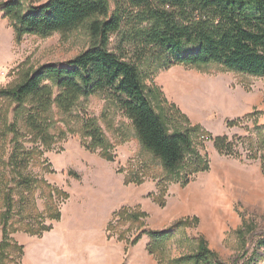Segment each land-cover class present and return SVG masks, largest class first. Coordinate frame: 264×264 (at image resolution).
<instances>
[{
  "label": "rangeland",
  "instance_id": "374dc122",
  "mask_svg": "<svg viewBox=\"0 0 264 264\" xmlns=\"http://www.w3.org/2000/svg\"><path fill=\"white\" fill-rule=\"evenodd\" d=\"M8 1L0 0V91L19 86L40 66L64 64L90 48L89 22L67 34L25 35L17 40L2 9ZM21 1L29 9L48 0ZM109 1L113 14L124 0ZM129 30L125 21L121 32L112 36L110 49L117 52L122 46L132 59L135 46L123 41ZM140 70L150 101L171 132L184 131L188 126L186 117L189 124L202 126L212 137L227 136L234 155H220L213 142L203 138L205 134L197 133L196 148L207 158L210 168L189 176L190 183L184 187L187 174L182 173L180 180H170L161 162L143 147L131 121L106 94L82 98L69 116L53 107L51 143L46 146L35 142L19 124V145L42 152L27 173L47 181L68 198L53 192L50 200L38 189V212L30 210L29 205L25 211L17 206L10 222L14 227L20 228V221L26 225L29 218L33 223L40 216L36 226L51 229L39 236L23 230L11 233L10 239L21 251L9 255L11 261L0 260V264H159V256L148 251V231L171 233L166 262L195 254L200 239H204L224 264H264V248L259 244L264 239V77L229 71L217 64L164 68L149 57ZM15 108L10 101H0V160L7 161L13 147L14 135L9 133L6 139L4 134L5 127L14 122ZM85 117L97 119L105 147L88 150L91 140L83 135ZM228 122L234 126L229 127ZM102 149H109L113 160L104 159ZM107 170L132 194L131 203L116 212L122 208L143 211L147 218L142 222L121 223L114 218L115 212L104 228L107 215L102 212L111 199L108 193L112 195L115 188L112 185L109 189L113 178ZM12 176L0 161V191L5 185H13ZM135 178L142 183H126ZM100 184H106L107 190H99ZM160 194L164 207L154 200ZM14 198L20 199L17 193ZM7 207L1 193L0 242ZM55 210L60 211V220L52 218ZM187 219L190 223L186 227ZM110 223L112 231L108 232ZM242 227L247 228L245 243L236 234ZM137 238L139 242L132 245Z\"/></svg>",
  "mask_w": 264,
  "mask_h": 264
},
{
  "label": "trees",
  "instance_id": "16d2710c",
  "mask_svg": "<svg viewBox=\"0 0 264 264\" xmlns=\"http://www.w3.org/2000/svg\"><path fill=\"white\" fill-rule=\"evenodd\" d=\"M2 6L17 40L25 35L67 34L89 22L92 42L90 48L66 63L40 66L19 86L0 91V101L16 104L14 122L5 127L4 134L6 139L9 133L14 135L13 147L7 161L0 160L5 170L13 175V185H5L0 191L8 206L3 214L0 260L21 251L10 239L11 233L23 230L39 236L51 229L36 226L40 216H36L33 223L29 218L26 225L22 226L20 221L21 227H14L10 222L17 206L25 211L29 205L30 210L33 208L34 213L38 212L35 203L38 189H42L43 196L50 200L53 192L68 198V194L55 190L47 181L27 173L28 167L42 152L19 145L22 136L19 124H23L35 142L46 146L51 143L53 107L69 116L82 98L106 94L131 121L143 147L161 162L170 180H180L182 173L187 174L182 183L184 187L190 183L189 176L210 168L207 158L196 148L197 133L205 134L203 138L212 141L220 155H234V147L227 136L212 137L202 126L189 124L186 117V129L171 132L150 101L140 65L149 57L164 68L217 64L229 71L264 77V0H124L119 2L113 14L109 0H48L29 9L24 8L21 0H11ZM125 21L130 30L123 41L135 46L132 59L122 46L117 52L110 49L112 36L121 32ZM82 120L83 135L91 140L88 150L93 152L96 147H105L106 139L97 119L85 117ZM228 126H234L233 122H228ZM102 150L104 159L113 160L109 149ZM132 181L142 183L138 178L126 183ZM16 193L20 199L13 201ZM162 195L154 197L160 207L165 206ZM53 214L54 220L61 219L59 210ZM117 217L121 223H140L147 218V213L122 208L115 213L114 218ZM24 220L27 219L24 217ZM185 222V226H189L190 221ZM246 230L242 227L236 232L243 243ZM111 231L112 223L108 226V232ZM147 234L150 238L148 251L159 256V264H224L204 239H200L195 254L166 262L164 255L171 233L148 231ZM119 239L122 240L121 236ZM139 240L132 241V245ZM259 244L264 248V239Z\"/></svg>",
  "mask_w": 264,
  "mask_h": 264
},
{
  "label": "crops",
  "instance_id": "0c3cea01",
  "mask_svg": "<svg viewBox=\"0 0 264 264\" xmlns=\"http://www.w3.org/2000/svg\"><path fill=\"white\" fill-rule=\"evenodd\" d=\"M100 165H102V164H100ZM102 168L106 169V167H103V165H102ZM108 172L111 175V177L113 178L111 180V183L109 184L110 185L109 189H112V185H114L115 188L113 187L114 193L112 195H111V192L108 193V195H109L108 197L111 199H114V200L111 203V199H110L108 201V204L106 205V209L103 210V212H102V213L106 212V215H107L106 221L104 223V228L108 225L109 221L112 219V217L114 215L113 213H115L121 207H124L125 205H129L131 203V200H132L131 191L129 190L128 187H126L124 185V182H122L121 179L116 178L115 174L112 173L111 171H108ZM105 186H106V184H102V185L100 184V185H98V188H99V190L105 191V190H107V188ZM117 195L120 196L119 199H118ZM139 197H140V195L137 196V200L140 201Z\"/></svg>",
  "mask_w": 264,
  "mask_h": 264
}]
</instances>
